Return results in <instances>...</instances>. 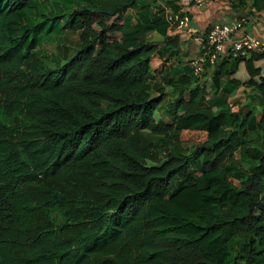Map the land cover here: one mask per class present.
Returning <instances> with one entry per match:
<instances>
[{"label": "trees", "instance_id": "obj_1", "mask_svg": "<svg viewBox=\"0 0 264 264\" xmlns=\"http://www.w3.org/2000/svg\"><path fill=\"white\" fill-rule=\"evenodd\" d=\"M159 5L0 0V264H264V51L197 76Z\"/></svg>", "mask_w": 264, "mask_h": 264}, {"label": "built area", "instance_id": "obj_2", "mask_svg": "<svg viewBox=\"0 0 264 264\" xmlns=\"http://www.w3.org/2000/svg\"><path fill=\"white\" fill-rule=\"evenodd\" d=\"M180 10L173 9L166 1L162 2L168 29L176 28L180 36L190 38L195 33L191 24L188 8L193 5H202L205 0H171ZM243 21L233 19L228 22H212L203 35L201 45L203 49L190 59L192 72L200 76L207 62L214 63L223 54L231 56H245L251 51H264V39L251 33H241ZM238 33H240L238 35ZM229 46L228 49H226Z\"/></svg>", "mask_w": 264, "mask_h": 264}, {"label": "crops", "instance_id": "obj_3", "mask_svg": "<svg viewBox=\"0 0 264 264\" xmlns=\"http://www.w3.org/2000/svg\"><path fill=\"white\" fill-rule=\"evenodd\" d=\"M188 11L195 33L201 38L200 44L208 25L215 21L228 22L233 19L243 21L241 33H251L264 39V14L250 12L249 4L245 8H238L232 0H205L202 5H191Z\"/></svg>", "mask_w": 264, "mask_h": 264}, {"label": "rangeland", "instance_id": "obj_4", "mask_svg": "<svg viewBox=\"0 0 264 264\" xmlns=\"http://www.w3.org/2000/svg\"><path fill=\"white\" fill-rule=\"evenodd\" d=\"M148 2L150 4V9L152 11H157L158 8L160 7V1H166L168 3L171 4L170 1L167 0H144V2ZM173 3V2H172ZM174 4V3H173ZM177 6V5H176ZM178 7V6H177ZM128 12H132L134 13V10H129ZM136 12V11H135ZM133 22H135V20H133ZM176 28L171 29L170 31L174 30ZM180 42L178 43L176 49L178 50V54L175 57V60H181V62H185V59H191L193 58L196 54H198V52L201 49V44L199 43L201 40V38L194 33L193 36H191L190 38H185L183 35L180 36ZM48 45V44H47ZM47 45L43 43L42 48L39 50V52L43 55V56H48L51 59H58L60 56V48H54V46L52 45ZM176 50V51H177ZM228 100L230 103L236 101L239 103V105L244 109L247 110L249 108L253 109L256 113L257 116L260 117L263 113V108L252 98H250L247 94H242V93H236L234 94L233 92L228 94ZM168 106V100L165 99L161 105L158 108L157 111V117L160 119H163L165 121H171L172 118L169 117L166 113H165V109ZM235 108H237V106H234ZM257 140H260L261 142L263 141L264 143V129H260L257 136H256ZM58 217L59 220H61V217H59L58 215H56ZM231 249L233 254H231L232 256H234L241 248H242V242L239 239H235L233 240L232 244H231ZM230 264H242L241 261L237 260H231L229 261Z\"/></svg>", "mask_w": 264, "mask_h": 264}]
</instances>
